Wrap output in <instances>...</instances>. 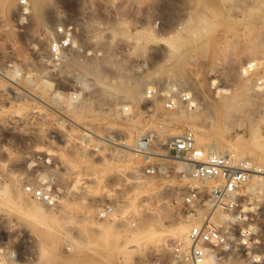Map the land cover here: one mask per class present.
Here are the masks:
<instances>
[{"label": "rangeland", "instance_id": "1", "mask_svg": "<svg viewBox=\"0 0 264 264\" xmlns=\"http://www.w3.org/2000/svg\"><path fill=\"white\" fill-rule=\"evenodd\" d=\"M19 1L0 0V75L12 79L17 93L28 83L38 85L47 104V142L41 145L38 140L27 147L23 133L10 126L11 117H22L26 110L22 101L1 107L0 264H178L171 258L170 245L183 240H170L171 231L177 224H187L188 230L201 224L210 210L181 202L179 193L198 184L179 181L174 172L133 180L130 173L141 160L129 154L133 161H114L122 130L153 131L159 144L169 138H162L168 132L176 136L191 131L203 135L206 145L220 143L217 151L226 149L229 155L241 145L238 159L264 166V148L255 152L244 148L252 132L264 137V122H259L264 119V86L255 87L257 79L264 82V0H44L41 22L23 15ZM61 24L72 28L80 51L67 53L60 67H47L45 82L27 79L26 73L44 69L48 44ZM122 24L125 34L118 29ZM88 61L103 65L96 69L100 82L80 67ZM252 61L261 66L244 76L241 70ZM210 79L235 96L244 85L247 96L235 97V108L227 113L218 108L222 99L211 92ZM136 80H141L143 93L138 104L107 87L120 82L132 87ZM1 82L0 89L8 86ZM171 86L193 95L195 112L179 108L190 113V120H176L178 109L166 111L157 94L147 96L148 90L158 93ZM249 99L255 100L258 114L250 122ZM78 126L91 127L107 145L96 138L97 152L80 150L74 141ZM137 137L133 135L134 140ZM38 154H47L49 164H35L32 160ZM167 163L169 170H176V162ZM122 168L124 172L117 174ZM25 184L48 188L54 207L25 195ZM17 191L23 197L15 195ZM14 195L22 198L19 203ZM242 196V204L254 198L255 210L243 212L258 235L255 253L262 254L264 190L258 183L245 185ZM30 201L49 212L46 222L35 223L21 213L19 209ZM109 202L115 214L101 219L99 208ZM221 215L213 214L216 226L225 225L217 219ZM148 225L162 232L152 239L138 237L134 243L131 235ZM244 257L241 249L226 255L221 264H245Z\"/></svg>", "mask_w": 264, "mask_h": 264}, {"label": "built area", "instance_id": "2", "mask_svg": "<svg viewBox=\"0 0 264 264\" xmlns=\"http://www.w3.org/2000/svg\"><path fill=\"white\" fill-rule=\"evenodd\" d=\"M28 7L26 0L19 1L18 8L23 15L27 14ZM54 35L55 37L48 44L46 60L43 63L44 69L38 74L26 73L27 79L33 77L45 82L47 67H60L67 53L80 51L70 26L58 25L54 29ZM241 71L247 76L255 74L256 61L247 63ZM0 76L1 83L8 84L7 87L0 89V111L3 105L10 106L16 101H22L26 108L24 114L22 117H11L9 124L23 133L27 147H32L34 141L38 140L41 145H44L47 142V104L44 98L39 95L33 84L28 83L26 88L17 93L13 88L15 83L12 79L5 75ZM262 86L264 82L257 79L255 87ZM156 94L166 111L193 107L191 102L194 98L190 92L147 91L148 97ZM77 129L79 133L74 136V141L80 150L88 153L97 152L98 146L94 142L96 138L101 139L102 145H107L104 142V136L97 135L91 127L78 126ZM130 153L142 162L140 167L134 168L130 173L133 180L142 181L174 172L177 180L190 179L198 184L194 188L187 186L184 192L179 193L181 202L186 207L202 206L210 210L201 224L190 227L186 234V241H177L170 245L173 261L178 264H221L226 255L235 254L241 249L245 255V264H260L264 261L260 254L255 253L256 246L259 244L258 235L250 220H247L242 207L243 187L251 177L264 176V169L252 161L235 160L227 153L197 145L191 131H184L170 137L162 144L157 143L156 133L153 131L143 132L135 139ZM45 155L38 154L32 161L35 164H49L50 158H45ZM168 161L182 163L184 168L176 170L173 168L171 171L167 166ZM23 193L47 208H53L55 205L54 196L46 187L25 184ZM99 209L101 219H110L115 214V206L110 202L103 204ZM215 212L227 218L224 226H216L211 221ZM9 257L11 258L8 254L7 258Z\"/></svg>", "mask_w": 264, "mask_h": 264}, {"label": "bare ground", "instance_id": "3", "mask_svg": "<svg viewBox=\"0 0 264 264\" xmlns=\"http://www.w3.org/2000/svg\"><path fill=\"white\" fill-rule=\"evenodd\" d=\"M30 1V3H29V7H28V10H27V13L29 14V15H31L32 17H33V19L36 21V22H41V20H42V11H43V2H44V0H29ZM4 2V1H3ZM4 4V3H3ZM46 7V6H45ZM44 17V16H43ZM115 27H116V25H115ZM121 29V33H123V34H125V29H126V25H124V24H122V25H119V27H118V29ZM119 31V30H118ZM114 33H116V32H113L112 34H114ZM148 35H151L152 36V32L150 31H148ZM113 36V35H112ZM41 58V57H40ZM238 58V57H237ZM240 58V57H239ZM243 58V57H242ZM245 58V57H244ZM170 60V59H169ZM42 61V60H41ZM104 62V61H103ZM116 63V62H115ZM250 63V62H249ZM104 64V63H103ZM259 66H261V62H259V63H257ZM258 65H257V68H258ZM101 66H103V65H101V63H90L89 61L88 62H83V63H81V65H80V67H82V68H85L84 69V71L86 72V73H89L90 75H92L93 77H94V79L96 80V81H98V82H100L101 80H100V77H99V75H101V74H99L98 73V71L96 70V69H100V68H102ZM120 67V66H119ZM49 70V69H48ZM82 70V69H81ZM83 71V70H82ZM241 73H243L242 71H241ZM195 74V73H194ZM244 76H245V74H244ZM102 77V76H101ZM261 77H264V76H261ZM136 79V78H135ZM102 80H103V78H102ZM104 81V80H103ZM124 83V82H123ZM121 84V82L120 83H111V84H108L107 85V87H109V89L110 90H115V91H122L125 95H126V98H128L129 100H130V102H133L134 104H138L139 102H140V100L142 99V94L143 93H141V85H142V83H141V80H136L135 82H134V85L132 86V87H128V85H127V87H126V84L124 85V84ZM140 83H141V85H140ZM31 84V83H30ZM34 86H35V88H38V85L36 84V83H32ZM132 85V84H131ZM208 85H209V88L211 89H213L211 92L213 93V95H215V96H217L218 95V99L220 98V99H222V101L219 103L220 105L218 106V108H220L221 110H225V111H227V113H228V111H230V110H233L235 107H234V102L238 99V98H240L239 96H245L246 94V88H248V87H245L244 85H242V86H240L239 87V89H238V91H236V93L237 94H239L238 96H235V94H231L230 93V90L228 89V88H225V87H219V85H218V83H217V81H215V80H211L210 79V81H208ZM247 85V84H246ZM167 90H174V88L171 86V87H167ZM39 91L40 92H43L42 90H40L39 89ZM236 94V95H237ZM247 96V95H246ZM237 99H236V98ZM241 98H243V97H241ZM244 99H245V97H244ZM195 100H197V99H195ZM235 100V101H234ZM153 105V104H152ZM156 105V104H155ZM191 106H193L192 108H189L188 109V111H193V112H195V109H197V106L194 104V99H193V101L191 102ZM247 106H248V108H249V115H250V117H248L249 118V122L250 121H253V119L258 115L257 114V105H256V103H255V100H253V99H249L248 100V103H247ZM134 107V106H133ZM152 107V106H151ZM150 107V108H151ZM149 108V109H150ZM153 108V107H152ZM230 109V110H229ZM153 111V110H152ZM187 111V110H186ZM231 112V111H230ZM175 119L176 120H180V119H188V120H190L189 119V112H188V114H187V112H185V111H183V110H177V112L175 111ZM192 114V113H191ZM257 114V115H256ZM193 116V115H192ZM175 119H173V120H175ZM256 119V118H255ZM261 119V118H260ZM257 120H259V119H257ZM255 121V120H254ZM176 122V121H175ZM259 122H260V124H261V122H264V119H261V120H259ZM137 124V122L136 121H134L133 122V125H136ZM251 125H253L252 123H251ZM257 125V124H256ZM259 125V124H258ZM257 125V126H258ZM8 126V125H7ZM255 127V126H254ZM135 128L136 127H134L133 129H125L124 131L122 130V133H124L123 134V136H121V142H120V145H118L119 147H121V148H119L118 150H116L117 152L115 153V159H114V161L116 160V161H123V160H131L132 158H133V156H131V155H133L132 153H130V148L133 146V144H134V142H135V140L133 139V135H134V137H135V135H139V134H141V133H139V131H137V130H135ZM251 128V127H250ZM251 129H253V127L251 128ZM55 130H56V128H55ZM115 130V129H114ZM255 130H256V128H255ZM56 131H58V130H56ZM119 132H121V130L119 131ZM136 133V134H135ZM251 133V132H250ZM58 134H59V132H58ZM176 133L175 132H168L167 134H165V135H163L162 136V138H165L166 136H169V138L170 137H172V136H174ZM193 135H194V133H193ZM109 137V136H108ZM120 137V136H119ZM123 137V138H122ZM117 138H118V136H117ZM207 138V137H206ZM249 138V140L247 141V144L246 145H244V146H246V147H244V148H248L249 150H250V152H255V150H259L260 151V149H262V148H264V137H262V136H260L259 134H257V132H252L251 133V135H250V137H248ZM119 139V138H118ZM136 139V138H135ZM194 139H195V142L197 143V145H199V146H201V147H204V148H208V149H214V150H218V148H221V145H220V143H218V142H216V141H212L213 143H211L210 144V142H209V145H206V144H208V143H206V139L203 137V135L202 136H200V135H197V136H194ZM120 140V139H119ZM119 140L117 141V142H119ZM209 141V140H208ZM116 142V143H117ZM236 142V141H235ZM237 142H240V141H237ZM243 143V142H242ZM119 144V143H118ZM235 144V143H234ZM240 144V143H239ZM116 145V144H115ZM243 145V144H242ZM241 148V145H239V147H237V148H235V149H233V153H230L231 155H229V156H232L235 160H238V156H239V154H237L236 152H238V150ZM232 150V149H231ZM237 150V151H236ZM225 151H226V149H225ZM225 151H221L222 153H225ZM240 152V151H239ZM262 152H264V151H262ZM93 154V153H92ZM129 154H130V156L132 157V158H129ZM61 158V157H60ZM114 158V157H113ZM129 158V159H128ZM113 160V159H112ZM130 160H129V162H130ZM132 161H133V159H132ZM127 162V161H126ZM125 162V163H126ZM128 162V163H129ZM138 162V161H137ZM136 161L134 162V163H137ZM141 162V161H140ZM65 163H67V162H65ZM65 163L63 162L62 164H64L65 165ZM139 163V162H138ZM137 163V164H138ZM69 164V163H68ZM63 165V166H64ZM70 165V164H69ZM128 165V164H127ZM131 165H133V164H131ZM134 166V165H133ZM135 166H136V164H135ZM64 168H66V167H64ZM67 168H68V166H67ZM71 168H72V166H71ZM182 168H184V165L182 164V163H177V166H176V169H182ZM75 168H72V170H74ZM261 169H264V166H261ZM70 170V169H69ZM121 172H124L123 171V168L122 169H119L118 170V173L117 174H120ZM122 174V173H121ZM126 180V179H125ZM128 180V179H127ZM126 180V181H127ZM187 180H189V181H191L190 179H187ZM194 181V180H193ZM143 182V181H142ZM145 183V182H144ZM256 183H258L259 185H260V187H261V189L262 190H264V176H253V177H251V179L246 183V185H247V187L248 186H253V184H256ZM75 187V186H74ZM258 188H259V186H257ZM2 188V190H4L5 188H3V187H1ZM150 188V187H149ZM255 188V187H254ZM152 189H154V188H152ZM145 190H146V187H145ZM144 190V191H145ZM148 190V189H147ZM260 190V189H259ZM23 191V190H22ZM149 191V190H148ZM258 191V190H257ZM6 193H7V191H5ZM140 192V191H139ZM151 192V191H150ZM9 193V196H8V199L10 198V192H8ZM8 193H7V195H8ZM17 193L18 194H16L15 193V195H19V194H21L20 192H18L17 191ZM23 194V193H22ZM22 194H21V197H23L22 196ZM133 194V193H132ZM135 194V193H134ZM133 194V195H134ZM14 195V197H12V199L14 198L15 200H16V196ZM252 196V195H251ZM21 197H19L18 196V198H20V201H21ZM128 197V196H127ZM254 197V196H253ZM17 198V200L19 201V199ZM7 198L5 199L6 201H9ZM11 199V198H10ZM132 199V198H131ZM135 198L133 197V200H134ZM254 199V198H253ZM253 199L251 198V197H248V201H246L244 204H242V207H243V211L245 212V211H249V212H251V211H254L255 210V206H252V204H254L253 203ZM15 200H13V201H15ZM16 200V201H17ZM132 200V201H133ZM17 201V202H18ZM27 201V200H26ZM22 202H25L24 200L22 201ZM22 202H20V203H22ZM28 202V201H27ZM13 203V202H12ZM15 203V202H14ZM19 203V202H18ZM29 203V202H28ZM16 205H18L19 206V204H16ZM23 205V206H22ZM26 203H25V206H24V204H21L20 205V207H26ZM250 205V207H247V206H249ZM22 209V208H21ZM19 209L20 211H21V213H27L29 216H30V218L32 219V221L33 222H35V223H44V222H46L47 221V219H48V211L47 210H44L43 208H42V206L41 205H39V203H31V201H30V204L29 205H27V208H25V209ZM201 217V216H200ZM212 217H213V215H212ZM217 219H220V220H223V221H220L221 223L223 222V223H225V221H226V217L224 216V215H221V216H218V218ZM211 220H212V218H211ZM214 222V221H213ZM215 224H219L218 222H214ZM187 224L186 225H182V224H177L174 228H173V230L171 231V234H170V236H169V239L170 240H175V239H182L183 241H186V234H187ZM162 231L160 230H157L156 228H154V226L153 225H148V226H145V227H143L142 229H138L134 234H132L131 235V237H132V241L135 243V240L136 239H138V237H140V239H152V238H154V237H156L157 235H160V233H161ZM130 237V238H131ZM138 241V240H137ZM132 242V243H133ZM260 256L262 257V258H264V253H262V254H260ZM221 263H223V262H221Z\"/></svg>", "mask_w": 264, "mask_h": 264}]
</instances>
